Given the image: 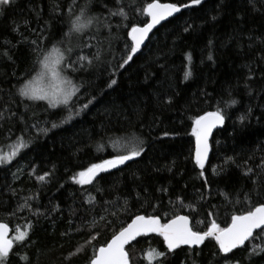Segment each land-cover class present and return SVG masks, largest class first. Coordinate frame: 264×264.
I'll use <instances>...</instances> for the list:
<instances>
[{
  "label": "trees",
  "instance_id": "1",
  "mask_svg": "<svg viewBox=\"0 0 264 264\" xmlns=\"http://www.w3.org/2000/svg\"><path fill=\"white\" fill-rule=\"evenodd\" d=\"M150 2L121 0L125 21L109 16L115 0H13L0 11V152L20 139L27 143L11 164H0V222L12 236L16 229L28 232L8 264H89L94 249L135 215L162 222L188 215L203 231L213 219L224 227L233 214L264 203V0H202L160 26L121 68L132 43L127 33L149 19L141 10ZM85 8L108 18L111 29L94 24L83 35L69 34L70 20ZM53 46L72 49L76 62L66 72L80 89L68 122H62L66 110L18 94L36 74L37 58ZM97 52L90 66L78 61ZM217 108L225 124L212 137L201 176L192 122ZM133 140L142 142L140 157L92 184L73 181L93 163L123 154ZM246 248L229 260L207 240L169 253L163 264H264V253L249 256L248 242ZM128 249L132 264H147L149 249L166 251L154 235Z\"/></svg>",
  "mask_w": 264,
  "mask_h": 264
},
{
  "label": "snow or ice",
  "instance_id": "2",
  "mask_svg": "<svg viewBox=\"0 0 264 264\" xmlns=\"http://www.w3.org/2000/svg\"><path fill=\"white\" fill-rule=\"evenodd\" d=\"M13 0H0V11L11 5ZM117 7L109 9V16H119L122 21L128 19L127 13L123 10L121 0H115ZM202 0H191V5L184 4V8L192 5H200ZM69 14H72V8L68 9ZM181 7L176 3H160L159 0L147 3L141 10V14L149 19L144 22L143 26L132 25L127 36L131 39V45L128 47V54L119 67H124L129 61L133 59L136 53L140 50L141 45L148 38V35L161 21L173 16L174 13H179ZM98 25L111 29V21L108 18H101L100 16H91L88 14L86 8L81 9L75 19L69 22V34L83 35L87 30H90L93 25ZM128 27V25H124ZM72 49L61 50L53 46L50 52H46L39 56L36 60V74L27 79L19 88L18 94L29 101H44L51 109L62 108L66 110L69 115L62 121L68 122L73 118L72 107L74 98L78 97L80 91L66 72L75 71L76 62L70 60L68 53ZM7 55V52L4 53ZM100 53L97 52L91 59L85 56H79L78 61H87L90 66L93 59L99 60ZM191 60V56H188ZM212 59L211 55L208 57ZM81 68L85 67L83 63L79 65ZM191 76V72L185 73V79ZM116 80H112L109 87L114 85ZM88 103L82 106V109L88 108ZM234 104L235 101H232ZM77 115L79 112L76 113ZM225 116L221 110L217 108L214 112H207L204 115L193 119L191 135L195 137V155L194 163L201 169L200 175L203 176V169L205 161L209 152V136L212 130L218 125H223ZM243 120V117L241 118ZM58 125L52 124L53 128ZM42 132L46 130L42 129ZM142 142L133 140L125 146L123 154H118L112 159H104L100 163H93L86 170L78 173L72 179L75 183L80 185L92 184L100 173L108 172L110 169L118 168L125 165L129 161H133L140 157L143 152ZM27 147V143L20 139L13 150L4 155L0 153V163L10 162L15 157L19 149ZM264 167V165H262ZM215 172V169L213 170ZM249 172L251 169L248 170ZM247 174V173H246ZM41 175L38 180L44 181L46 176ZM27 207V205H25ZM192 211L191 205L188 206ZM103 219V217H102ZM29 227H31L29 225ZM95 227V223L93 224ZM15 235L9 237V226L6 223H0V264H8L13 248L15 245H24L28 237L27 231L15 230ZM154 234L162 238L166 251H159L156 249H149L146 251L144 258L147 264H163L164 259L169 253L181 248V246H188L189 249L199 247L205 243L206 240H212L218 247L219 254L227 259H231L230 254L234 250L245 249L246 242L251 245L249 256L259 255L264 253V203L258 206L251 207L246 212L241 214H233L231 222L226 226L221 227L216 220H211L205 230H196L190 217L188 215L174 214L172 218L166 222H161L160 216L152 215H135L131 222L126 226H122L105 245L95 248L89 264H132V257L128 246L133 245L138 237H146ZM261 240V244L257 246L254 241ZM91 239H95L93 236ZM227 264V260H226ZM238 264V262H237Z\"/></svg>",
  "mask_w": 264,
  "mask_h": 264
},
{
  "label": "water",
  "instance_id": "3",
  "mask_svg": "<svg viewBox=\"0 0 264 264\" xmlns=\"http://www.w3.org/2000/svg\"><path fill=\"white\" fill-rule=\"evenodd\" d=\"M189 8V7H188ZM185 9H187V8H184V7H181V11L179 12V13H174L173 14V16H171V17H168L166 20H163V21H161V23L159 24V25H157L156 26V28H154L153 30H152V32H150L149 33V35H148V38L144 41V43L141 45V47H140V50H142V49H144L147 45H148V43L150 42V40L152 39V37L155 35V32L159 29V27L160 26H162L163 24H165L166 22H168L170 19H172V18H174V17H176V16H178L182 11H184ZM139 50V51H140ZM224 124H225V121H224V123H223V125H218L216 128H214L213 130H212V133H211V135L209 136V140H208V144H209V152H208V157H207V160L205 161V166H206V164H207V162H208V160H209V158H210V155H211V140H212V137H213V135L215 134V132L216 131H218V130H221L223 127H224ZM123 165H121V166H119V167H122ZM118 167V168H119ZM117 168H115V169H110L108 172H111V171H114V170H116ZM108 172H104V173H108ZM104 173H100L98 176H100L101 174H104ZM97 176V177H98ZM96 177V178H97ZM162 222V221H161ZM0 223H4V222H0ZM7 224V223H6ZM9 226V237H11L12 236V228L10 227V225H8ZM152 235H154V234H150L149 236H146V237H150V236H152ZM155 236V235H154ZM158 237V236H157ZM140 238H142V237H138L137 238V240L138 239H140ZM207 241V240H206ZM205 241V242H206ZM136 242V241H135ZM135 242H133V244L135 243ZM246 244H247V242H246ZM202 246V245H201ZM201 246H199V247H201ZM15 247V246H14ZM129 247V246H128ZM181 247H188V246H181ZM199 247H193V248H199ZM14 249V248H13ZM235 251V250H234Z\"/></svg>",
  "mask_w": 264,
  "mask_h": 264
},
{
  "label": "rangeland",
  "instance_id": "4",
  "mask_svg": "<svg viewBox=\"0 0 264 264\" xmlns=\"http://www.w3.org/2000/svg\"><path fill=\"white\" fill-rule=\"evenodd\" d=\"M13 148H14V146L10 149V151H7V152H5L3 154L4 155H8L13 150ZM19 153H20V150L18 151L17 155L11 159L10 162L0 163V164H6V163H7V165L11 164L18 157Z\"/></svg>",
  "mask_w": 264,
  "mask_h": 264
},
{
  "label": "bare ground",
  "instance_id": "5",
  "mask_svg": "<svg viewBox=\"0 0 264 264\" xmlns=\"http://www.w3.org/2000/svg\"><path fill=\"white\" fill-rule=\"evenodd\" d=\"M219 131V130H218Z\"/></svg>",
  "mask_w": 264,
  "mask_h": 264
}]
</instances>
